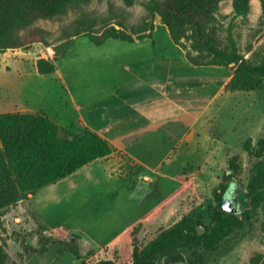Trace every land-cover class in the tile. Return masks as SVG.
Instances as JSON below:
<instances>
[{
    "label": "rangeland",
    "instance_id": "obj_1",
    "mask_svg": "<svg viewBox=\"0 0 264 264\" xmlns=\"http://www.w3.org/2000/svg\"><path fill=\"white\" fill-rule=\"evenodd\" d=\"M148 1L130 0V3H127L125 0H82L72 4L64 15L48 21L34 22L32 26L22 30L20 35L26 34L31 29H39L45 33V39L54 44L65 37H73L76 32H84L87 27L98 35L108 26L114 25L119 29L117 24H120L129 31V28L142 25L146 21L155 24L152 33L155 50L161 54L174 52L175 48L165 27L158 23L157 19L149 21L146 18L148 13L144 4ZM231 1H222L217 21L223 29L230 27L235 44L246 58L254 59L256 54H264V14L261 12L259 0H250V9L245 15H236L232 11ZM129 35L134 37L136 34ZM134 44L138 43L109 39L101 45H95L83 36L77 37L66 54L55 62L56 71L48 75H39L35 62L39 58L50 59L53 55L51 47L34 43L26 50H6L0 53V114L30 112L47 115L44 110H48V107L51 110L56 109L58 104L64 105L65 101L70 104L71 98L76 103L84 105V108L87 107L88 102L102 99L106 94L104 88L110 87L104 79V66L107 61L114 60L117 58L116 55H125ZM140 46L142 51H150L152 48L150 41H144ZM199 70L191 67V76L198 75ZM208 72H223L222 74L225 75V70L220 68H211ZM193 92L198 91L193 90ZM38 93L43 102L38 106L41 108L40 111H37V107H30L32 104H37L34 97ZM158 98L162 99L160 96ZM193 101H190V123L200 110L193 107ZM181 104L187 106L188 102L184 101ZM169 131L174 137L164 140L162 133H158L152 140L153 154L143 157L153 160V163H156V159H164L163 164L157 167L159 174L175 178L185 175L194 177L195 184L189 185L188 192L173 202V205L181 201L183 204L175 209L172 219H167L168 221L158 230L170 226L182 215H199L204 222L209 221L207 206L213 201L212 190L219 184L226 170L227 160L232 155L239 157L242 168L235 179L236 200L242 211L249 210L242 230L232 234L217 251L213 253L197 251L194 256H188L181 264H251L250 260L254 257L257 260L258 255L261 256L258 262H262L264 260V186L261 188V197L254 206V199L248 197L246 192L253 160L243 150V144L246 140H250L251 146L257 149V142L264 140V85L251 92L221 91L216 101L207 108L206 117L198 120L182 142H178V138L182 135L181 132L178 133V128ZM60 135L69 139L74 137L65 129L61 130ZM147 173L144 168L135 170L137 177ZM204 183L211 186L207 188ZM132 184L133 181L128 179L117 181L105 192H109L111 188L127 192L131 190ZM177 188L176 181L160 177L151 187L153 190L151 198L142 204L144 213L148 205L161 201ZM42 192L36 191L32 199L27 195L5 209L0 243L8 255L6 264H79L69 252L61 253L58 239L42 238L41 215H45V209L48 208L46 202L44 208L42 207ZM103 198L105 204L110 199L108 193ZM49 203L48 210H57L52 202ZM112 208L119 210L118 217L122 219L117 218L115 214L110 215L108 210ZM124 210L125 207L117 202L109 203L108 207L96 214V217L102 215V227H96L89 233L96 239L105 241L116 229L122 228L125 221L131 219L130 215L126 216ZM50 219H53V216H50ZM73 220L75 217L68 221ZM155 234L156 232L151 236L145 233L137 243L142 246ZM67 239L68 237L60 240ZM87 247L89 246L86 245L80 250L86 264H95L98 260L109 258L117 264L130 263L131 259H125L123 250H119V253L114 247H108L100 252L93 251L87 254ZM119 258L122 261L118 260Z\"/></svg>",
    "mask_w": 264,
    "mask_h": 264
},
{
    "label": "trees",
    "instance_id": "obj_2",
    "mask_svg": "<svg viewBox=\"0 0 264 264\" xmlns=\"http://www.w3.org/2000/svg\"><path fill=\"white\" fill-rule=\"evenodd\" d=\"M82 0H0V53L6 50L28 49L34 43L51 47L52 57L39 58L35 67L39 75L55 71V62L62 58L72 46L74 39L87 38L95 45L108 39L126 42L153 40L154 25L144 21L142 25L127 29L117 24L108 26L96 35L90 27L84 32H76L73 37H65L51 44L45 33L31 29L26 34L20 32L38 20L48 21L64 15L74 3ZM130 3V0H125ZM223 0H149L144 4L149 21L158 20L167 31L177 53L194 68L225 70L230 76L224 85L225 92H251L264 85V54H256L254 59L241 53L230 33V27L223 29L217 15ZM232 11L245 15L250 9V0H232ZM264 14V0H259ZM136 35L130 36L129 34ZM249 51V50H248ZM223 73V72H222ZM61 128L47 115L30 112H7L0 114V232L3 230V213L27 195L66 178L94 160L110 156L113 149L109 143L85 130L69 139L60 135ZM257 149L250 140L243 144V150L253 160L250 167V180L247 195L254 199V206L261 197L264 186V140L257 142ZM240 159L232 155L227 160L225 172L219 184L212 190V203L207 210L209 221L202 217L182 215L177 221L161 228L139 246L132 243L129 264H181L197 251L213 253L232 234L242 230L249 210L240 216L227 213L221 205L222 194L231 180L241 172ZM253 201V200H252ZM136 228L132 236L136 235ZM42 238L47 236L42 232ZM58 239V238H56ZM59 240L61 253L69 252L79 264H86L80 254L86 243L75 233L67 240ZM87 254L95 249L88 245ZM252 258L251 264H264ZM8 255L0 243V264H6ZM16 264V263H13ZM95 264H117L110 259L98 260Z\"/></svg>",
    "mask_w": 264,
    "mask_h": 264
},
{
    "label": "crops",
    "instance_id": "obj_3",
    "mask_svg": "<svg viewBox=\"0 0 264 264\" xmlns=\"http://www.w3.org/2000/svg\"><path fill=\"white\" fill-rule=\"evenodd\" d=\"M145 41H150V51H142L140 43L144 41H139L135 42L139 45L134 44L125 55H116L117 58L107 61L104 79L110 87L104 88L106 94L102 99L90 101L84 108V105L71 98L70 104L65 101L64 105L58 104L56 109L48 107V110H44L71 136L89 130L105 139L113 149L110 156L94 160L66 178L40 189L43 191L42 207L46 202V207L49 208V202H52L57 208H47L45 215H41L39 223L47 237L65 239L69 234L75 233L81 236L84 243L92 245L94 252L114 247L118 251H124L125 259H131L133 238L138 241L145 233L151 236L157 233L164 222L172 219L175 209L183 204L181 201L173 205V202L188 192L189 185L195 184L194 177L185 175L175 178L159 174L157 167L163 164L164 159H156V163H153V160L143 156L153 154L152 140L158 133H162L165 140L174 137L169 134L170 129L178 128V133H182L178 142H182L198 120L206 117L207 108L216 101L230 76L200 69L199 74L192 77L191 66L181 54H175L176 50L161 54L155 50L154 40ZM34 99L37 104L30 107L38 108L43 104L40 93ZM191 100H194L193 107L200 109L194 115L192 123L189 122ZM184 101L188 102L187 106L181 104ZM40 110L41 108L37 109ZM186 116L187 122L184 121ZM142 168L148 173L137 177L135 170ZM159 176L176 181L178 188L161 201L148 205L144 213L142 204L151 198V187L157 183ZM124 179L133 181L131 190L120 192L117 188H111L109 192H105L115 182ZM204 185L207 188L211 186L207 183ZM107 193L110 199L105 204L103 197ZM34 195H30L31 199ZM111 202L124 206L126 216L130 215L131 219L125 221V225L116 229L105 241L98 240L89 232L102 227V215L96 217V214ZM85 208L87 209L83 212ZM108 211L110 215L115 214L117 218H121L118 217V209ZM74 217L75 220L68 221ZM134 228L136 235L133 237ZM118 260L122 261L120 258Z\"/></svg>",
    "mask_w": 264,
    "mask_h": 264
},
{
    "label": "water",
    "instance_id": "obj_4",
    "mask_svg": "<svg viewBox=\"0 0 264 264\" xmlns=\"http://www.w3.org/2000/svg\"><path fill=\"white\" fill-rule=\"evenodd\" d=\"M236 189L237 183L235 180H231L222 194L221 205L227 213L240 216L242 210L239 207V202L236 200ZM133 240L135 241L136 238L134 237Z\"/></svg>",
    "mask_w": 264,
    "mask_h": 264
}]
</instances>
